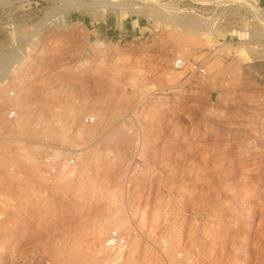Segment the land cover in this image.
Wrapping results in <instances>:
<instances>
[{
  "label": "rangeland",
  "instance_id": "1",
  "mask_svg": "<svg viewBox=\"0 0 264 264\" xmlns=\"http://www.w3.org/2000/svg\"><path fill=\"white\" fill-rule=\"evenodd\" d=\"M65 1L0 0V58H20L0 95L25 117L0 106V264H264L263 20L240 0ZM44 134L86 149L74 169L45 175Z\"/></svg>",
  "mask_w": 264,
  "mask_h": 264
},
{
  "label": "built area",
  "instance_id": "2",
  "mask_svg": "<svg viewBox=\"0 0 264 264\" xmlns=\"http://www.w3.org/2000/svg\"><path fill=\"white\" fill-rule=\"evenodd\" d=\"M262 0H255V4L259 7H261ZM184 57L181 53H177L173 63L172 67L174 69L181 68L184 63ZM17 91L16 87L10 88L6 94V96L0 95V104L4 106L2 109V113L4 114L5 120L9 121H16L18 118V113L19 110L17 109V106L15 104L16 99H17ZM5 101H11V103L5 104ZM14 101V102H12ZM83 122L85 125H96L98 119L97 116L93 113H86L83 115ZM54 127L59 133V135L63 134L64 131L62 130L63 127L59 125L56 121L53 123ZM40 127V128H38ZM42 128V125L39 123L35 124V129L40 130ZM142 127L140 124L135 126L134 128H130L127 132L132 133L135 131L137 133V137L140 139L142 137V140H139L140 144H143V134H142ZM47 134L43 135V139L39 142L40 148L42 149V154L40 156V161L45 168V175L47 177H53L59 173H62L61 171H67L68 169L64 168L66 163L70 169H74V167L77 166L78 164V159L82 157L83 153L86 151V149H75V150H68L67 148L64 147V145L59 144V143H51L48 140V137H46ZM112 147H114L112 145ZM114 149V148H113ZM110 150L109 156L111 158L114 157V150ZM139 152H136L135 155L133 156L132 160H129L131 163V166H129V170L127 174L125 175V183L126 186H129L131 178L133 177V170L135 169V166L138 165L139 160ZM133 169V170H132ZM127 240V236H125L123 233L117 231V230H112L110 233L107 235L105 239V246L108 248H115L119 244L125 243ZM162 243L164 246H167L168 242L165 240V238H161Z\"/></svg>",
  "mask_w": 264,
  "mask_h": 264
},
{
  "label": "crops",
  "instance_id": "3",
  "mask_svg": "<svg viewBox=\"0 0 264 264\" xmlns=\"http://www.w3.org/2000/svg\"><path fill=\"white\" fill-rule=\"evenodd\" d=\"M90 20L89 25L93 26L92 30L95 32V36L103 39H114L119 37L120 39L126 38L129 36V32L134 29L133 23L125 21L124 25L120 22H117L116 19H109V21H100V23L91 22V17H88Z\"/></svg>",
  "mask_w": 264,
  "mask_h": 264
},
{
  "label": "bare ground",
  "instance_id": "4",
  "mask_svg": "<svg viewBox=\"0 0 264 264\" xmlns=\"http://www.w3.org/2000/svg\"><path fill=\"white\" fill-rule=\"evenodd\" d=\"M64 1V0H63ZM68 1V0H67ZM67 1H65V2H67ZM69 1H71V0H69ZM145 1H150V0H145ZM205 1V0H204ZM221 1V0H220ZM240 2H242L244 5H246L260 20H263V22H264V9H261V8H259V6H257L255 3H250L248 0H240ZM67 4V3H66ZM101 3H99V2H97V3H95V4H93V6H96V5H100ZM103 4V3H102ZM70 5H72V4H70ZM104 5H109V6H112L113 5V3L112 2H106V3H104ZM148 9H149V6H148ZM152 9V8H151ZM159 15H161L160 13H159ZM157 16H158V14H157ZM191 26V25H190ZM192 27V26H191ZM35 33H38L39 34V32L38 31H36ZM201 33H205L204 31H202ZM256 43V42H255ZM259 44V43H258ZM263 44V43H262ZM1 60H0V66L1 67H9L10 65L12 66V65H16L14 62H18V61H20V58L18 59V56H16L15 55V52H13V53H11V55L10 56H8V55H6V56H1V58H0ZM3 75V74H2ZM6 77V75H3V76H0V81L1 80H3L4 78ZM12 102H14V101H12ZM7 103H11V101H5V104H7ZM15 104H16V106H17V109H18V105H19V103H18V101H16L15 102ZM0 106L1 107H3L4 108V106L3 105H1L0 104ZM20 115V113H18V118H17V120H18V122H21V121H23L24 120V118L25 117H20L19 116ZM16 120V121H17ZM9 121V120H8ZM12 122H15V121H12ZM41 124V123H40ZM80 136V135H79ZM42 164V163H41ZM65 164V166H64V168H67V164L66 163H64Z\"/></svg>",
  "mask_w": 264,
  "mask_h": 264
}]
</instances>
